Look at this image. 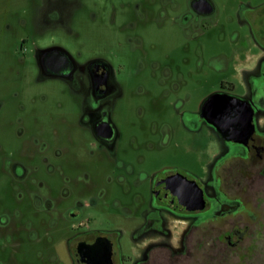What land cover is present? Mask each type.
I'll use <instances>...</instances> for the list:
<instances>
[{"label": "flooded vegetation", "instance_id": "1", "mask_svg": "<svg viewBox=\"0 0 264 264\" xmlns=\"http://www.w3.org/2000/svg\"><path fill=\"white\" fill-rule=\"evenodd\" d=\"M239 246L264 264V0H0V264Z\"/></svg>", "mask_w": 264, "mask_h": 264}, {"label": "rangeland", "instance_id": "2", "mask_svg": "<svg viewBox=\"0 0 264 264\" xmlns=\"http://www.w3.org/2000/svg\"><path fill=\"white\" fill-rule=\"evenodd\" d=\"M216 38H218V36H216ZM72 44L75 45L76 44V36L74 34H72ZM226 76H216V77H212L211 79V82H210V85L206 84V88H211L212 91L213 90H216V89H219L220 86H221V82L223 80H225ZM205 90L204 88H202L201 91L198 92V94H201V93H205ZM146 190H148V188H146ZM243 253L242 251V247L239 246L238 249L236 250H233L228 253V258L225 262H229V263H232V264H236V263H240L241 260H240V256L241 254Z\"/></svg>", "mask_w": 264, "mask_h": 264}]
</instances>
